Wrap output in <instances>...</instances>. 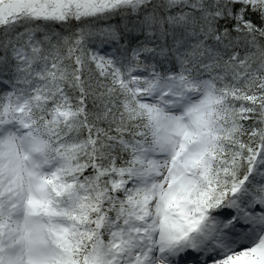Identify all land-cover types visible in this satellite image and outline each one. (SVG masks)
Masks as SVG:
<instances>
[{"label":"snow or ice","instance_id":"6c2138e0","mask_svg":"<svg viewBox=\"0 0 264 264\" xmlns=\"http://www.w3.org/2000/svg\"><path fill=\"white\" fill-rule=\"evenodd\" d=\"M0 264H264V0H0Z\"/></svg>","mask_w":264,"mask_h":264}]
</instances>
